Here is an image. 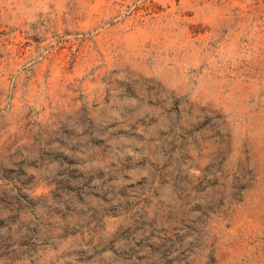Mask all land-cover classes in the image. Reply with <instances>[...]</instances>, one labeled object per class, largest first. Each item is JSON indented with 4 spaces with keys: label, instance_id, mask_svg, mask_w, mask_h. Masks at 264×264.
Segmentation results:
<instances>
[{
    "label": "rangeland",
    "instance_id": "1",
    "mask_svg": "<svg viewBox=\"0 0 264 264\" xmlns=\"http://www.w3.org/2000/svg\"><path fill=\"white\" fill-rule=\"evenodd\" d=\"M0 264H264V0H0Z\"/></svg>",
    "mask_w": 264,
    "mask_h": 264
}]
</instances>
